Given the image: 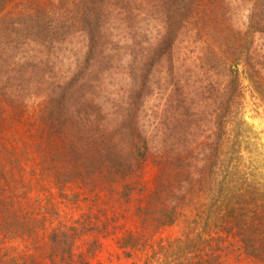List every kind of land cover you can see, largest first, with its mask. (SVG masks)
<instances>
[{"label": "trees", "instance_id": "1", "mask_svg": "<svg viewBox=\"0 0 264 264\" xmlns=\"http://www.w3.org/2000/svg\"><path fill=\"white\" fill-rule=\"evenodd\" d=\"M9 1L0 0V264H105L99 256L107 241L117 259L131 264H264L260 165L245 162L236 131L225 145L241 98L238 68L264 70V55L251 50L252 41L224 38L223 59L213 56L219 79H204L201 86L177 79L174 44L181 24L202 10V0H47L40 7L28 1L2 17ZM256 1L254 34L264 35V0ZM95 4L119 12L124 42L133 43L134 35L125 32L139 14L170 20V30L140 56L135 43L124 51L105 47ZM75 35L86 40L81 63L62 82L45 81L43 59L54 43ZM30 43L40 47H26ZM107 50L131 58L128 69L141 75L139 84L134 73L127 75V87L112 86L103 98L93 88L99 92V78L111 71ZM156 90L164 102L155 129L159 144L150 146L137 102ZM172 103L175 110H169ZM17 126L30 130L17 135ZM252 150L247 145L242 152ZM147 165L157 171L149 191L129 183ZM44 185L46 195H32ZM73 186L80 191L72 193ZM54 189L61 201L73 203L86 189L99 195L88 210L66 219ZM136 190L139 207L131 201ZM108 200L123 209L108 213ZM182 218V237L147 244Z\"/></svg>", "mask_w": 264, "mask_h": 264}, {"label": "rangeland", "instance_id": "2", "mask_svg": "<svg viewBox=\"0 0 264 264\" xmlns=\"http://www.w3.org/2000/svg\"><path fill=\"white\" fill-rule=\"evenodd\" d=\"M28 1L33 2L32 4L38 7L47 2V0H10L5 6L1 16L3 17L10 12H14L16 7L23 3L27 4ZM258 5L259 2L256 0H202V10H199V13L196 11V13L193 14L195 18H193L188 25L181 24L177 32V38L174 44L176 59L174 72L177 79L179 78L181 82V79L185 81L190 79L195 83H200L201 86L202 80L204 79H208L209 81L218 80L219 75L214 74H219L220 71L215 68L216 61L213 60V56L217 59L222 58L219 46L222 45L224 38L226 39L229 34H231L229 40L238 36L242 39L243 43L244 41H252L251 50H256L259 54L264 55V35L254 34V30L257 27L256 24L260 19H257V15L254 16L251 12L253 9H258ZM93 7L98 10L101 9L97 4L93 5ZM141 8H143V6ZM100 11L101 10H99V14H95L94 18H96V16L100 17V23L102 24L101 32L106 39L103 46L112 47L113 49L116 48L118 51L120 49L124 51L123 48L127 47L132 42H124L123 24L120 20L122 17L117 10L112 13H106L104 10ZM257 11H260V8ZM213 16L214 18H212ZM146 18L147 17L139 14L138 18L128 23V26L132 28L125 32L134 35L132 44H136L133 47H136L137 55L139 51V56L144 51L156 47L161 40V35L167 30H170L171 25L170 20L165 18L161 20H158L156 17L155 19ZM26 47H40V44L30 43ZM52 47L51 53L43 59L46 66L43 67L45 70L42 76L45 81H57L60 83L70 77L76 70L79 62L81 63L83 54L86 51V40L82 35H75L63 43H58V45L54 43ZM108 53L111 59V71L109 73L104 72L100 78L98 77L99 81L97 85L100 87L99 92L96 90L95 86L93 88L95 93L103 98L112 90V86L122 85L127 87L129 83L125 81L128 77L127 75L134 73L138 79V84L141 75L140 71L136 70V68L134 72L128 69V67H130L131 58L124 56L121 52L116 54L110 50ZM140 59L141 57L138 61H140ZM262 65V67H264V63ZM136 66L137 69L140 68L141 62H138ZM253 71L254 69H248L247 66H245L244 69L241 67L238 68L241 98L238 100V107L234 120L226 127L229 138L225 139V145H231L232 142H234L233 136L236 131L238 135V145L241 146L240 151L245 162L253 161V164L258 163V167L260 165L259 172L264 179V70L261 74H255ZM143 84L144 82L141 85ZM45 87L46 85L41 86L42 89ZM156 91L152 95L150 94L147 96V98L139 100V103L137 102L139 125L142 131H144V135L149 139L150 146L159 144L158 136L155 137V135H157L155 129L161 126L162 116L160 103H162L161 100L164 102L163 93L158 91L156 94ZM173 92L175 94L177 93L175 91ZM41 93H43V90H41ZM171 98H175L173 93L171 94ZM174 105L175 104L172 103L169 110H171V108L175 110ZM186 110L187 109L184 108L183 111L186 113ZM170 125L173 128H177L179 124L176 123V121L170 120ZM29 130L30 128L26 129L25 126H17L16 133L20 135ZM201 130L202 125L200 127V131ZM247 145H249L250 149H253L250 155L246 154V152H242L243 148ZM156 173V168L147 165L145 173L130 179L129 183H136V185L137 183H142L143 185L141 184V187H144V189L148 187L147 191H149ZM125 184L128 183L125 182ZM119 190L122 192V189L119 188ZM48 191V185H44L42 189L41 186H36L32 195H46L44 192ZM71 191L72 193H77L80 190L78 186H73ZM147 191L141 194L146 195L148 194ZM50 193L54 196L56 204L58 203L57 205L62 209L63 216L66 219L70 217L77 218L83 211L88 210L97 202V199L94 200V197L99 195L86 189L78 193L80 196L79 202L73 203L67 200L61 201L55 189L54 191H50ZM141 197L142 196L139 195L136 190L135 195L131 199L135 207L141 205L138 204ZM113 207L117 210L123 209L118 203L114 204L113 201H109L104 206L108 213H111ZM186 227L187 223L185 219L182 218L174 225L159 230L147 244L152 241L157 243L158 241L165 242L179 239L182 237L183 233L187 231ZM119 255L114 244L111 241H107L103 253L99 256V260L105 264H131V260L126 261L122 257V259H117ZM139 256V259L145 258L144 254H139ZM136 264L142 263L138 262Z\"/></svg>", "mask_w": 264, "mask_h": 264}]
</instances>
